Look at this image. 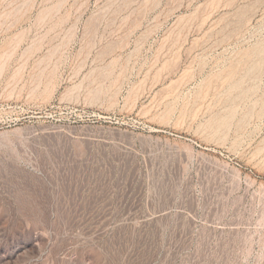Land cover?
<instances>
[{"label": "rangeland", "instance_id": "374dc122", "mask_svg": "<svg viewBox=\"0 0 264 264\" xmlns=\"http://www.w3.org/2000/svg\"><path fill=\"white\" fill-rule=\"evenodd\" d=\"M0 264H264V0H0Z\"/></svg>", "mask_w": 264, "mask_h": 264}]
</instances>
